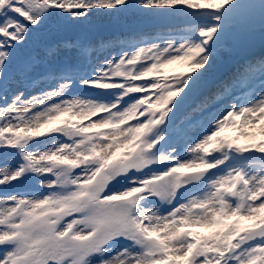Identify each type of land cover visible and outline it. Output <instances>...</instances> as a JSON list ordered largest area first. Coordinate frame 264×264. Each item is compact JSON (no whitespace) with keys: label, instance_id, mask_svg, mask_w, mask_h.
Segmentation results:
<instances>
[{"label":"snow or ice","instance_id":"6c2138e0","mask_svg":"<svg viewBox=\"0 0 264 264\" xmlns=\"http://www.w3.org/2000/svg\"><path fill=\"white\" fill-rule=\"evenodd\" d=\"M0 264H264V0H0Z\"/></svg>","mask_w":264,"mask_h":264},{"label":"rangeland","instance_id":"374dc122","mask_svg":"<svg viewBox=\"0 0 264 264\" xmlns=\"http://www.w3.org/2000/svg\"><path fill=\"white\" fill-rule=\"evenodd\" d=\"M179 66V67H178ZM181 67V65H180V63L178 62L176 65H173V66H170V68H175V69H179ZM230 132L232 131V130H229Z\"/></svg>","mask_w":264,"mask_h":264},{"label":"bare ground","instance_id":"6f19581e","mask_svg":"<svg viewBox=\"0 0 264 264\" xmlns=\"http://www.w3.org/2000/svg\"><path fill=\"white\" fill-rule=\"evenodd\" d=\"M179 67V66H178Z\"/></svg>","mask_w":264,"mask_h":264}]
</instances>
